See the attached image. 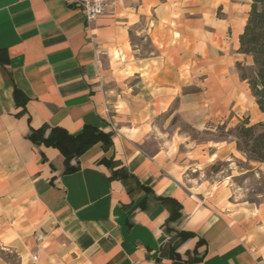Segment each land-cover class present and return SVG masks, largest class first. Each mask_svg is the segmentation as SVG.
<instances>
[{
  "label": "crops",
  "instance_id": "0c3cea01",
  "mask_svg": "<svg viewBox=\"0 0 264 264\" xmlns=\"http://www.w3.org/2000/svg\"><path fill=\"white\" fill-rule=\"evenodd\" d=\"M249 5L124 0L87 23L65 0H0V264H264V199L187 187L168 132L249 102L235 69L251 61L238 52ZM30 127H91L111 143L65 173Z\"/></svg>",
  "mask_w": 264,
  "mask_h": 264
},
{
  "label": "rangeland",
  "instance_id": "374dc122",
  "mask_svg": "<svg viewBox=\"0 0 264 264\" xmlns=\"http://www.w3.org/2000/svg\"><path fill=\"white\" fill-rule=\"evenodd\" d=\"M239 1L246 4L247 0ZM237 64L242 71L247 74L250 72L251 61L236 63L235 69ZM248 101L243 109L208 122L200 129L183 124L179 119H175L168 127L170 134L178 133L169 147L173 154L179 152L182 155L180 158H183L185 171L183 181L187 187L214 191L227 186L233 203L258 204L264 199V176L252 161H248L236 149L234 127L237 124L245 121L249 125L264 123V115L257 110L254 99L250 97ZM231 146L236 157L230 154ZM221 148L225 149L222 155L214 157L213 154Z\"/></svg>",
  "mask_w": 264,
  "mask_h": 264
},
{
  "label": "trees",
  "instance_id": "16d2710c",
  "mask_svg": "<svg viewBox=\"0 0 264 264\" xmlns=\"http://www.w3.org/2000/svg\"><path fill=\"white\" fill-rule=\"evenodd\" d=\"M240 54L251 58L250 72L242 71L239 64V78L246 81L251 97L258 111L264 115V0H250L248 17L239 36ZM16 97V95H15ZM236 149L248 161L264 163V123L249 125L247 121L234 127ZM28 139L35 145L57 149L64 158L65 173L74 172L77 167L71 166L73 156L81 154L91 144L102 140L104 145L111 143L110 136L94 128L85 127L77 135L68 134L61 128L30 127ZM110 166L111 162L102 161ZM181 234V239L188 238Z\"/></svg>",
  "mask_w": 264,
  "mask_h": 264
},
{
  "label": "built area",
  "instance_id": "2783aa9c",
  "mask_svg": "<svg viewBox=\"0 0 264 264\" xmlns=\"http://www.w3.org/2000/svg\"><path fill=\"white\" fill-rule=\"evenodd\" d=\"M66 3L78 9L87 23H90L98 18L107 16L112 13L113 8L124 0H65ZM43 234H36V240L42 241ZM31 264H38V256L34 254L31 257Z\"/></svg>",
  "mask_w": 264,
  "mask_h": 264
}]
</instances>
